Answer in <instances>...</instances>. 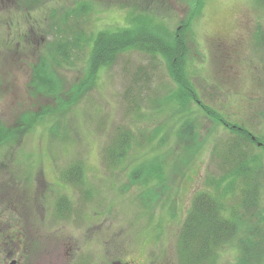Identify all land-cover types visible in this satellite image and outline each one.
<instances>
[{
    "label": "rangeland",
    "instance_id": "obj_1",
    "mask_svg": "<svg viewBox=\"0 0 264 264\" xmlns=\"http://www.w3.org/2000/svg\"><path fill=\"white\" fill-rule=\"evenodd\" d=\"M22 1L0 0V118L12 126L27 112L50 108L54 119L0 149V264H5L8 243L20 242L15 235L24 227L26 242H33L27 254H36L28 264H45L44 256L37 254L41 249L54 253L55 248L48 247L51 242L81 249L82 255H89L86 245H94L97 256L109 249L108 264L113 260L183 264L179 235L193 199L207 189L211 176L220 175L217 155L238 135L195 103L184 114L169 103L177 85L169 76L168 62L139 51L120 55L77 104L66 108L55 97L31 95L30 86L32 68L48 57L55 44L51 24L62 25L66 10L85 2L90 6L87 16L68 22L74 30L72 38L77 21L80 32L92 37L101 30L130 28L134 15L146 18L143 11L155 6L157 26L153 27L171 40L192 15L195 0ZM202 4L191 27L186 69L190 83L203 104L264 140V0H202ZM16 15L25 21L28 17L33 27L19 26L24 38L14 30ZM90 50L74 51L68 65L52 68L66 92L86 83ZM144 69L149 74L139 75ZM182 116H189L197 126L196 145H205L197 155L187 152L189 141L179 142ZM51 127L56 132L53 136ZM124 131L131 134V147L121 163L111 165L106 152ZM78 162L84 171L79 187L62 180L68 166ZM142 165L146 181L132 186L130 174L137 169L134 173L143 178L139 175ZM150 168L159 174H150ZM162 175L164 181L158 178ZM60 196L72 201L71 219L59 216ZM239 198L240 190H236L225 201L226 207L236 206ZM21 248L16 245L17 252ZM219 252V264L236 263L238 248Z\"/></svg>",
    "mask_w": 264,
    "mask_h": 264
},
{
    "label": "trees",
    "instance_id": "obj_2",
    "mask_svg": "<svg viewBox=\"0 0 264 264\" xmlns=\"http://www.w3.org/2000/svg\"><path fill=\"white\" fill-rule=\"evenodd\" d=\"M18 2L23 3L22 0H18ZM87 4L85 2L77 5L75 9L66 10L62 25L51 24L50 29L54 27L56 32L54 35L55 44L47 45L49 47L53 44L47 51L48 57L40 60V63L32 68L31 95L55 97L57 103L62 108H66L77 104L81 100L82 94L94 87L101 71L114 65L118 57L125 52L139 51L153 59L163 58L168 62L169 76L177 85L176 91L170 96L169 103L183 114L187 112L188 107L195 103L202 112L228 130L235 132L239 137L227 141L217 155L220 160L221 176H211L208 179L207 189L199 191L193 199L190 212L179 235L180 259L183 264H219L221 258L219 251L231 246L238 248L239 252L235 264H264V204L262 203L264 140L254 136L247 128L230 124L221 113L203 104L199 100L195 86L191 85L186 71L191 51L189 43L192 22L202 11V0L194 1L192 15L183 21L171 40L160 35L159 32H156L157 27H153L156 24L155 14L152 11L154 12L153 9L156 7L151 4L152 11L147 10L143 11L145 12L143 14L140 13L146 15V18L139 14L132 17L130 22L134 26L130 28L117 31L101 30L94 36L88 37L80 32L81 27L79 28L77 25L80 23L77 21V23L75 22V34L71 38L74 30L68 26V22L73 17L80 21L81 17L87 16L90 11V6ZM56 11L58 10H55L51 17L56 14ZM22 18L16 15L12 23L15 25L16 35L24 38V33H21L19 26H22V23L23 25L28 23L30 26V23L28 17H24L26 21ZM30 28L33 30L32 26ZM84 47L91 48L86 83L71 86L69 92H66L65 86H60L59 74L52 68L58 69L63 68L62 66L65 64L68 65L72 61L71 55L74 51H82ZM147 71L146 69L139 71V75L149 74ZM65 96L67 100H64ZM53 111L49 108L39 113L27 112L12 126L6 125L0 118V149L3 145L22 140L32 129L45 123L47 119H54ZM176 115L179 114L176 113ZM181 122L179 132L182 138L179 139V142L189 141V145L187 143L185 147L187 152H191L193 156L199 154L205 145H196L197 138L200 136L197 126L189 116H182ZM50 133L52 136L56 134L52 127ZM116 140L106 152V158L110 160L111 165H116L124 160L132 143L131 134L127 131L120 132L118 140ZM159 142L164 141L161 139ZM192 160L194 158H191ZM144 168L145 165L139 167V175L144 179L137 177L138 174L134 173L137 169L130 174L129 181L132 186L141 185L146 181L148 175L144 176ZM150 169H152L150 174L156 175L157 172L155 173L154 168ZM158 178H162L164 181L163 175ZM62 180L77 187L81 186L84 183L82 163L78 162L68 166L62 174ZM236 190H240L239 202L229 209L226 207L225 201L234 195ZM91 196L86 200H90ZM71 203L69 198L60 196L57 209L61 219L65 220L69 217L71 219ZM80 218H84L82 214H80Z\"/></svg>",
    "mask_w": 264,
    "mask_h": 264
},
{
    "label": "flooded vegetation",
    "instance_id": "obj_3",
    "mask_svg": "<svg viewBox=\"0 0 264 264\" xmlns=\"http://www.w3.org/2000/svg\"><path fill=\"white\" fill-rule=\"evenodd\" d=\"M19 215V214H18ZM20 218V216H19ZM19 222V221H18ZM27 236H28V231L24 227L22 232L19 233L18 235H15V238H18L20 242H14V240H11L10 244L8 243V248L4 250V257L6 258L5 264H28L26 262L27 260L29 261L31 259L36 257V254L34 257H31V255L27 254V247H30L33 242H26L27 241ZM8 238L13 239L14 237L8 236ZM24 239V240H23ZM65 243V242H64ZM44 244H47L46 242ZM16 245L18 247L22 245L21 251L17 252L16 251ZM66 245H69V247L73 246L71 243H67ZM77 245V244H76ZM54 247L55 251L54 253H49L48 254V249L45 251H38V256L43 257V261H45V264H108L107 258L109 257V249L105 250L103 254H97L94 253V245H86L88 247L87 252H89V255H82L81 254V249H74V248H65L66 246L63 245V242H51L48 247ZM92 246V247H91ZM83 252V251H82ZM96 255V256H95ZM108 261H110L108 259ZM114 262H122V263H129V264H135L132 261H121V260H116L109 264H112ZM167 264H170L168 262H165Z\"/></svg>",
    "mask_w": 264,
    "mask_h": 264
},
{
    "label": "water",
    "instance_id": "obj_4",
    "mask_svg": "<svg viewBox=\"0 0 264 264\" xmlns=\"http://www.w3.org/2000/svg\"><path fill=\"white\" fill-rule=\"evenodd\" d=\"M12 264H14V263H12ZM112 264H128V263L114 262V263H112Z\"/></svg>",
    "mask_w": 264,
    "mask_h": 264
}]
</instances>
